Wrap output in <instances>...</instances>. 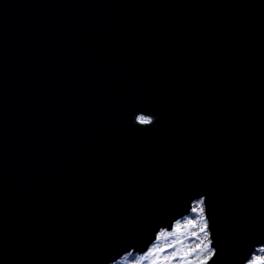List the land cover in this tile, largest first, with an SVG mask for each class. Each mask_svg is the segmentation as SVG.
I'll return each instance as SVG.
<instances>
[{"label": "water", "instance_id": "water-1", "mask_svg": "<svg viewBox=\"0 0 264 264\" xmlns=\"http://www.w3.org/2000/svg\"><path fill=\"white\" fill-rule=\"evenodd\" d=\"M196 201L206 264L264 246V0H0V264H114Z\"/></svg>", "mask_w": 264, "mask_h": 264}, {"label": "rangeland", "instance_id": "rangeland-1", "mask_svg": "<svg viewBox=\"0 0 264 264\" xmlns=\"http://www.w3.org/2000/svg\"><path fill=\"white\" fill-rule=\"evenodd\" d=\"M200 202L196 201L189 215L177 221L172 229L161 230L146 253H129L114 264H206L213 250ZM246 264H264V246Z\"/></svg>", "mask_w": 264, "mask_h": 264}, {"label": "clouds", "instance_id": "clouds-1", "mask_svg": "<svg viewBox=\"0 0 264 264\" xmlns=\"http://www.w3.org/2000/svg\"><path fill=\"white\" fill-rule=\"evenodd\" d=\"M158 120L159 116L156 114L139 111L134 114L132 122L138 127L147 128L154 126ZM204 195L207 197V194Z\"/></svg>", "mask_w": 264, "mask_h": 264}, {"label": "snow or ice", "instance_id": "snow-or-ice-1", "mask_svg": "<svg viewBox=\"0 0 264 264\" xmlns=\"http://www.w3.org/2000/svg\"><path fill=\"white\" fill-rule=\"evenodd\" d=\"M200 203H203V201H201ZM209 256H211L212 255V253L211 252H209V254H208Z\"/></svg>", "mask_w": 264, "mask_h": 264}]
</instances>
